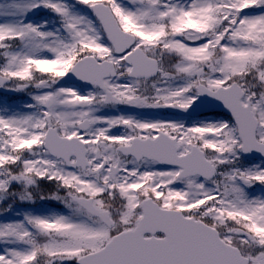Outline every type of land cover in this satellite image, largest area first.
I'll return each mask as SVG.
<instances>
[{"label":"snow or ice","instance_id":"6c2138e0","mask_svg":"<svg viewBox=\"0 0 264 264\" xmlns=\"http://www.w3.org/2000/svg\"><path fill=\"white\" fill-rule=\"evenodd\" d=\"M0 264H264V0H0Z\"/></svg>","mask_w":264,"mask_h":264}]
</instances>
